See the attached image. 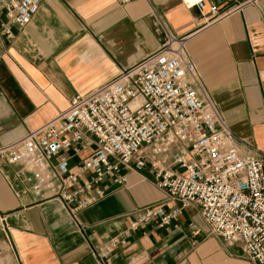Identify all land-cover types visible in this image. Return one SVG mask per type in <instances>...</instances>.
I'll return each mask as SVG.
<instances>
[{
	"label": "crops",
	"instance_id": "1",
	"mask_svg": "<svg viewBox=\"0 0 264 264\" xmlns=\"http://www.w3.org/2000/svg\"><path fill=\"white\" fill-rule=\"evenodd\" d=\"M209 4L230 12L204 22L178 0L124 7L113 0H40L29 26L0 39V147L53 120L71 97L100 88L171 36L185 40L228 129L264 157V0ZM23 177L0 157V264H100L99 251L119 241L108 264H252L237 245L211 235L193 207L167 226L152 222L131 232L142 207L161 204L169 213L176 206L148 169L128 173L126 188L75 215L26 193Z\"/></svg>",
	"mask_w": 264,
	"mask_h": 264
},
{
	"label": "built area",
	"instance_id": "2",
	"mask_svg": "<svg viewBox=\"0 0 264 264\" xmlns=\"http://www.w3.org/2000/svg\"><path fill=\"white\" fill-rule=\"evenodd\" d=\"M113 1L124 7L138 0ZM178 1L204 22L230 12L219 13L210 1L236 3ZM39 5L40 0H0V39H11L12 27L29 26ZM184 46V39L168 36L138 64L87 95L71 97L53 120L0 147V157L21 169L26 193L57 201L70 215L126 188L128 173L148 169L176 206L169 213L161 204L142 207L131 232L152 222L167 226L193 207L224 246L237 245L250 263L264 264V157L228 129ZM117 243L123 244L99 251L100 264H108Z\"/></svg>",
	"mask_w": 264,
	"mask_h": 264
},
{
	"label": "bare ground",
	"instance_id": "3",
	"mask_svg": "<svg viewBox=\"0 0 264 264\" xmlns=\"http://www.w3.org/2000/svg\"><path fill=\"white\" fill-rule=\"evenodd\" d=\"M189 4H192L194 2V0H188Z\"/></svg>",
	"mask_w": 264,
	"mask_h": 264
},
{
	"label": "rangeland",
	"instance_id": "4",
	"mask_svg": "<svg viewBox=\"0 0 264 264\" xmlns=\"http://www.w3.org/2000/svg\"><path fill=\"white\" fill-rule=\"evenodd\" d=\"M238 139H239V138H238ZM240 141H241L243 144H245V142H244L243 140L240 139ZM246 147H247V146H246ZM247 148H248V147H247ZM248 149H249V148H248ZM247 154H248V153H247Z\"/></svg>",
	"mask_w": 264,
	"mask_h": 264
}]
</instances>
